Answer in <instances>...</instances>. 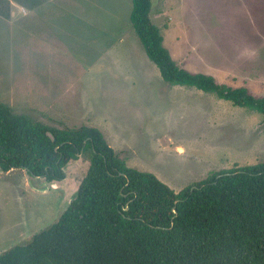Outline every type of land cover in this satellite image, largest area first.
Returning a JSON list of instances; mask_svg holds the SVG:
<instances>
[{
	"label": "rangeland",
	"instance_id": "1",
	"mask_svg": "<svg viewBox=\"0 0 264 264\" xmlns=\"http://www.w3.org/2000/svg\"><path fill=\"white\" fill-rule=\"evenodd\" d=\"M152 2V19L179 67L212 76L229 87H246L253 96L264 97V0ZM80 3V25L90 41L94 40L88 36L101 34L99 27H104L110 46H117V41L123 45L124 36L127 48L131 47L128 54L120 53L124 60L114 66L119 78H95L96 84L101 82L97 86L100 91L94 89L92 93L104 112L103 126L112 130L106 132V138L115 139L112 147L119 155L123 152L128 166L155 174L178 192L211 172L264 162V117L214 94L167 85L135 32L128 30L124 35L129 29L132 0ZM86 10L91 12L83 15ZM86 18L93 20L87 24ZM87 38L83 40L85 46L59 47V60L66 66H58L69 73L62 72L65 80L55 83L60 87L55 96L70 97L77 86L84 88L94 60L100 50L107 49L103 45L97 51ZM103 61L111 64V59L105 58L98 65ZM19 71L26 75L22 82L19 75L16 79H0V101L11 103L17 113L30 114L50 125L79 128L86 123L82 110L76 109L83 106L80 98L74 109L67 106L46 114L57 100L47 99L42 93L53 82L47 79L42 83L41 64L29 67L26 63ZM25 89H31L30 93ZM89 102L85 109L93 112V102ZM122 141L128 149L119 148ZM85 159L70 161L66 178L57 183L32 177L25 170H0V254L27 243L60 218L87 173ZM58 183H64L67 189Z\"/></svg>",
	"mask_w": 264,
	"mask_h": 264
},
{
	"label": "trees",
	"instance_id": "2",
	"mask_svg": "<svg viewBox=\"0 0 264 264\" xmlns=\"http://www.w3.org/2000/svg\"><path fill=\"white\" fill-rule=\"evenodd\" d=\"M152 11V0H132L128 24L167 85L264 117V97L179 67ZM79 158L89 167L66 211L1 253L0 264H264V162L211 172L176 192L128 166L99 129L50 125L0 102L1 171L60 182Z\"/></svg>",
	"mask_w": 264,
	"mask_h": 264
},
{
	"label": "crops",
	"instance_id": "3",
	"mask_svg": "<svg viewBox=\"0 0 264 264\" xmlns=\"http://www.w3.org/2000/svg\"><path fill=\"white\" fill-rule=\"evenodd\" d=\"M79 4H81L80 0H0V79H10L9 77L16 79V76L19 75L20 82H22L26 75L19 71L20 66L23 68L26 63H29V67L41 64L42 83L47 81V79L53 82L47 88H44L42 93H44L47 99L57 100L55 105L51 103L46 114L50 115L60 110V108H67V106H71L74 109V104H77L80 98L83 106L80 104L81 107H76V109L82 110L81 117L86 122L82 126L99 129L105 139L108 140V144H111L110 146L112 147L115 144V139L106 138V132L112 130L103 126L105 122L104 112L100 110L99 98L96 97L97 100L93 98L92 93L94 89L97 92L100 91L97 89V86L101 85V82L96 84L95 78L102 79L103 77H109L108 79L112 80L117 77L119 78L116 75V71H114V66H117V61L124 60V56L120 55V53L126 55L125 52L127 51L128 54L131 51V47L127 48L128 44L124 36L121 38V40L124 39L123 45H120V41H117L115 42L117 46L115 44L110 46L111 40H108L109 34L105 36L107 29L104 27H99V30L102 31L101 34H90L88 37L94 40L90 41L87 38V33L82 32ZM90 12L86 10L83 15H87ZM89 20L93 19L86 18L85 23L88 24ZM128 30H130V27L129 29L127 28L125 36ZM81 33L84 34V38H87V43H94L97 51L103 45L107 46V49L104 47V49L100 50V56L94 60V63L97 62V64L94 68L92 67L94 63L92 64L90 73L87 76L89 80L84 82V88L80 89L81 85L77 86L76 91L71 92L70 97L55 96L54 93L60 89L55 83L65 80L63 78L66 77L62 72L69 73L68 70L62 68L66 66V63L59 60L61 59L59 47H77L80 43L85 46L86 44H84V38ZM42 52H44L43 56ZM105 58H110L111 64L103 61L102 64L98 65L99 60ZM58 63H61L62 67H59ZM16 65L18 66L17 70ZM0 87H2V84H0ZM25 90L26 93H30L31 91V89ZM87 99L93 102V112L85 109L88 104L90 105ZM0 102L4 103L3 101ZM9 105L14 110L11 103ZM112 126L110 124V127ZM119 148L122 150L128 149L123 141ZM120 152L122 153L120 155L121 158L127 161L123 152ZM86 164L89 166V163ZM58 184L63 189L66 187L63 185L64 183Z\"/></svg>",
	"mask_w": 264,
	"mask_h": 264
}]
</instances>
